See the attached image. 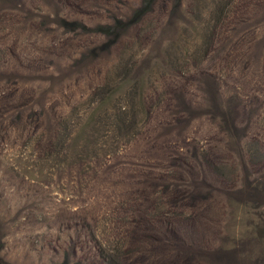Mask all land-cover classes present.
I'll use <instances>...</instances> for the list:
<instances>
[{
	"label": "rangeland",
	"instance_id": "374dc122",
	"mask_svg": "<svg viewBox=\"0 0 264 264\" xmlns=\"http://www.w3.org/2000/svg\"><path fill=\"white\" fill-rule=\"evenodd\" d=\"M126 254L264 264V0H0V264Z\"/></svg>",
	"mask_w": 264,
	"mask_h": 264
},
{
	"label": "trees",
	"instance_id": "16d2710c",
	"mask_svg": "<svg viewBox=\"0 0 264 264\" xmlns=\"http://www.w3.org/2000/svg\"><path fill=\"white\" fill-rule=\"evenodd\" d=\"M150 174H151V171H150ZM147 176H149V175L144 176V177H146V179L143 181L145 184H150V183H152L153 178H154V180L156 179L155 177H153V178H148V179H147ZM154 176H155V175H154ZM100 178H104V177H100ZM133 199L136 200V198H133ZM135 210H137V209H135ZM145 219H146V218H145ZM133 220H134V219H133ZM147 220H148V219H147ZM136 222L138 223L137 220H136ZM128 255H130V254H128ZM128 255L126 254V257L124 258L125 263H123V264H141V263L139 262V259H137V258H135V257L131 258L128 262H126V259H127Z\"/></svg>",
	"mask_w": 264,
	"mask_h": 264
}]
</instances>
